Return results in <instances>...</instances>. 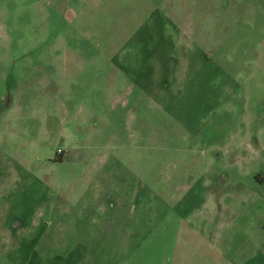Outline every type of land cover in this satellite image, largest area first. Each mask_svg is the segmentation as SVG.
Returning a JSON list of instances; mask_svg holds the SVG:
<instances>
[{
	"label": "rangeland",
	"instance_id": "374dc122",
	"mask_svg": "<svg viewBox=\"0 0 264 264\" xmlns=\"http://www.w3.org/2000/svg\"><path fill=\"white\" fill-rule=\"evenodd\" d=\"M1 11L0 264H264V0Z\"/></svg>",
	"mask_w": 264,
	"mask_h": 264
},
{
	"label": "crops",
	"instance_id": "0c3cea01",
	"mask_svg": "<svg viewBox=\"0 0 264 264\" xmlns=\"http://www.w3.org/2000/svg\"><path fill=\"white\" fill-rule=\"evenodd\" d=\"M6 1L11 2L12 0H0V19L4 18V13H1Z\"/></svg>",
	"mask_w": 264,
	"mask_h": 264
}]
</instances>
